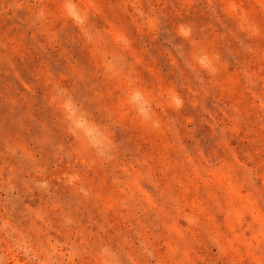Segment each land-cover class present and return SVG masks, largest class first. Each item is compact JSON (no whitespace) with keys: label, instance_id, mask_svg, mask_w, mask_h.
Returning <instances> with one entry per match:
<instances>
[{"label":"rangeland","instance_id":"374dc122","mask_svg":"<svg viewBox=\"0 0 264 264\" xmlns=\"http://www.w3.org/2000/svg\"><path fill=\"white\" fill-rule=\"evenodd\" d=\"M0 264H264V0H0Z\"/></svg>","mask_w":264,"mask_h":264}]
</instances>
